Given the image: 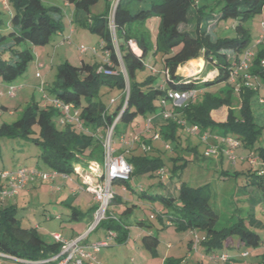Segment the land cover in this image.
Masks as SVG:
<instances>
[{
  "label": "trees",
  "instance_id": "1",
  "mask_svg": "<svg viewBox=\"0 0 264 264\" xmlns=\"http://www.w3.org/2000/svg\"><path fill=\"white\" fill-rule=\"evenodd\" d=\"M4 1L10 20L8 29L0 32V85L11 84L21 77L31 63L37 71L43 69L38 53L35 52L37 48L48 45L53 38H60L63 44L70 41L62 35L63 11L60 8L46 6L41 0ZM61 1L71 5L74 10L75 19L70 24L76 22L98 36L100 44L97 54L107 61L104 68H109L114 74L105 76L99 73V64L94 61H82L78 67L67 62L56 66L52 84L47 88L45 82L40 85L45 92L41 104L31 101L22 109L18 120L0 123V156L1 140L33 144L39 149L35 166L0 168V174L6 171L14 174L18 170L27 169L55 173L64 181L77 176V167L96 164L102 168L103 143L107 131L115 123L111 133V148L117 156H124L132 172L126 182L118 178L110 182V196L105 205L107 217L93 232L101 227L106 232L105 237L112 234L113 242L125 244L129 238V219L136 208L149 203L158 205L157 208L151 206L154 208L152 219L157 223L155 230L170 228L174 232L191 234L198 243L195 251L199 256L207 259L217 257L220 264H228L229 261L235 264H264V239L256 232L258 229L264 231V219L237 217L228 226L216 227L219 217L209 204L207 184L192 187L185 182H176L173 186L169 185L167 179L183 171L189 161L181 157L165 160L162 149L152 145V134L144 132L145 120L159 113L167 91L194 89L202 92L200 101L189 102L179 109L172 108L175 118L168 121L166 131L158 129L155 124L150 128V132L159 133V141L165 145V150L176 151L179 142L173 144L174 134L181 130L178 124L181 121L185 123L182 129L197 126L199 131L196 134L199 136L205 132L208 137L221 136L238 140V148L253 151L250 157L259 158L264 164V147L254 148L261 129L254 122L250 108V100L259 94L260 89L264 91V68L260 66V61L264 60V44L256 50L252 60L255 67L250 71L251 75L257 77L259 88H241L238 91L236 110L231 108L232 91L227 88L233 86L229 78L235 71L240 55L250 48L249 34L244 23L261 12L264 0H116L112 8L111 3L104 0L103 10L92 16V23L89 24V9L99 0ZM151 17L159 19V28L153 41L149 32L142 28L145 20ZM109 21L114 26V39L108 28ZM131 42L136 44L139 54L137 49H134L137 53L131 50ZM156 54H159L161 64L159 72L153 65L146 63L148 56ZM190 60H197L195 62L199 66L203 61L204 68L200 74L196 77L176 74L177 69ZM38 64L42 68L38 69ZM193 65L189 63L183 72L186 75L195 73L192 71ZM207 73L214 76L206 78ZM40 77L39 73L35 75V78ZM213 87L217 88L216 93L207 91ZM224 88H227L226 93L217 96L218 91ZM112 92L118 93V96L105 99ZM56 103L69 108L70 117L75 116L76 120L64 122V115L55 107ZM2 108L3 111L8 110L6 106ZM219 109H225L226 116L224 121L216 123L212 113ZM137 117L142 120L135 121ZM118 124L128 129L115 142L113 136ZM34 126L38 127L37 138H33ZM168 129L171 134L167 132ZM134 135L141 137V144L132 147L125 145L130 143ZM101 173L97 182L104 179ZM263 175L234 172L232 177L238 179L246 176L245 180L251 181L256 192H263L264 195ZM142 176L157 179L153 188L165 187L166 193L160 194L155 190L149 193L141 184L130 183L131 179ZM41 183L44 185L49 182ZM63 185L62 182L55 187ZM115 186H120L123 196L114 190ZM78 193H81L80 190ZM260 204L254 203L252 207L257 208ZM97 208V205L92 206L84 213L72 208L68 221L91 223ZM261 212L264 216V211ZM233 219L231 216L227 222ZM135 224L143 232H138L142 248L155 256L159 241L151 231L153 225H146L142 221ZM88 237L89 234L83 241L87 242ZM74 238L70 236L64 239ZM62 246L53 238L51 241L42 239L37 227H22L17 217L16 203L0 208V260L7 264H34L59 254ZM241 253L248 254L242 257ZM198 262L201 263V260ZM163 264L178 263L176 259L166 257Z\"/></svg>",
  "mask_w": 264,
  "mask_h": 264
},
{
  "label": "rangeland",
  "instance_id": "2",
  "mask_svg": "<svg viewBox=\"0 0 264 264\" xmlns=\"http://www.w3.org/2000/svg\"><path fill=\"white\" fill-rule=\"evenodd\" d=\"M41 2L46 6H54L63 11L61 20L62 35L64 38H69L70 41L63 44L60 38H57L56 40L53 38L54 40L48 45L37 48L35 52L38 53L39 61L44 66L43 69L37 71L34 64L31 63L26 67L27 69L21 77L17 78L11 84L7 83V85H0V107L6 106L9 110V112L3 110L0 111V123H13L18 120L22 113V109L26 108L31 101H34L39 105L41 104L43 100L42 95L45 92L41 90L40 85L42 82H45V88H47L52 84V80L56 73V66L67 62L74 67H78L82 61L87 63L94 61V63L99 64L98 71L106 69L103 65L107 64V61L98 54H92L91 52L81 54L78 52V49L83 46L88 48L95 47L98 50L100 40L97 35L90 33L88 30L79 26L76 22L70 24V21L75 19L73 16V8L72 10L67 9L61 0H41ZM115 2L116 0H111V8ZM103 8L104 0H99L93 7H91V9H89L91 15L88 16V24L92 23L90 18L101 12ZM70 12H72V15ZM0 19L2 20L0 26L1 32L8 29L7 26L10 20V14L6 10L4 0H0ZM158 20L159 19L156 17L148 18L142 26L144 30L149 32L152 41L159 28ZM262 23L264 24V5L260 13L244 23V28L249 34V47L254 46L259 36L262 34ZM108 28L114 39V29L111 27V21H109ZM58 42L59 44L57 45ZM131 44L135 43L132 42ZM133 47L138 50L136 44ZM258 47L259 46L254 47L253 54H255ZM32 52L34 53V51ZM135 53L137 52L135 51ZM195 61L197 60H190L181 65L177 69L176 74L184 77L198 76L204 68V63L201 61V66H197L199 64H196ZM191 62L194 63L195 73L186 75L185 72H183V68H187V65ZM146 63H148L149 66L153 65L157 72L161 69L159 54L148 56ZM254 67V61H252L247 71L250 75V71ZM121 70L124 78H126L122 65ZM37 73L40 74V78H35ZM213 76L212 73H207L206 78H212ZM10 87H15L13 88L11 95L8 94ZM227 88L232 91L231 98L233 103L231 108L236 110V102L239 100L238 92L234 90V85ZM227 88L218 91L216 95L220 96L221 94L223 96L226 93ZM207 91L214 94L216 93L217 88L213 87ZM117 96L118 93L112 92L109 93L105 99L110 97L116 98ZM201 97L202 92L196 91L195 97L189 102L196 103L200 101ZM262 98L264 99V91L263 89H260L259 94L250 100V108L254 122L261 129V134L258 136L254 145L255 149L264 147V104L259 102L260 100H263ZM187 104L189 103H186L185 105ZM166 108L168 111H171L172 105L167 103ZM225 116L226 110L219 109L213 112L212 119L218 123L224 121ZM141 120L140 117L135 118V121L140 122ZM168 121H164V125L162 126L157 124V128H162L163 131H166ZM180 122L181 121H178L181 130L175 132V141L172 140L174 145L177 141L179 142L176 145V151L171 149L165 150V145L159 140H153L152 144L154 147L160 150L162 149L165 160L171 157H181L183 160L189 161L183 171H178L170 176V179H167L169 180L168 183L170 182L169 185L173 186L176 182H185L192 187L207 184L209 188V204L219 217L216 226L218 228L234 223L238 219L237 217L248 219L254 216L260 220L264 219V216H262L263 212H261L264 211L262 210V208L264 209L263 192H256L254 185L250 184L251 181L245 180L247 178L246 176L238 177V179L232 177L234 172H243L244 174L252 172L259 175L264 174V164L261 163V159L250 157L252 156L253 151L244 148L232 150L230 152V158H228L225 153L228 146L223 142L224 137L210 136L203 141L198 134H190L187 131L188 126L185 129H182L183 126ZM126 129H128L126 126L118 124L114 132L113 140L116 142L119 135L125 132ZM33 131L35 132L33 138H37L38 127L34 126ZM167 132L169 134L172 133L169 129ZM108 133L107 138H109L110 135ZM228 136L231 135L228 134ZM137 144H141V137H138L137 140L133 142L134 146ZM133 145L128 147H132ZM215 147L222 149V153L220 154L221 151H219V155L204 158L205 150L207 148ZM38 150L37 146L33 144H18L17 141L1 140L0 168H16L23 166L33 167L37 161ZM109 153L111 159H108L109 156H106L107 159L105 160L106 165L104 168H100L96 164H90L85 168H76L75 171L78 173L77 176H71L70 179L64 181L59 177H55L53 182L45 183L44 185L39 180H29L23 191L19 190L18 194L10 192L7 195H3V190L10 188V186L8 182L1 181L0 208H6L13 202L16 203L17 217L20 220L21 226L37 227L39 236L45 241H51L53 234H59L63 238H68L70 236L78 237L87 234L90 223L83 221L80 223L69 222V214L71 213L72 208L84 213L92 206H98L97 200L90 192H86L85 187L92 183L93 179L100 177L102 174L101 171L104 174L105 168L106 171H108L107 177L110 175L109 168L111 167V161L113 160L111 156L112 150L110 149L104 154L108 155ZM113 155L114 157H117L116 154ZM222 170L223 174L221 173ZM156 181L157 179H150L142 176L131 179L130 183L132 185L137 183L141 184L144 188L149 190V193L154 192V190L160 194L166 193L165 187L161 186L153 188ZM62 182L64 184L62 187H55ZM147 186H150V188ZM244 188H250L249 190H252V193L247 189L244 190ZM79 190L81 193H78ZM114 190L123 196L124 193L120 192V186H115ZM63 202H65V204ZM254 203L261 204L255 208L252 207ZM70 206L72 208H70ZM151 206L154 207L155 205L147 203V206H140L135 209L133 216L128 221L129 238L126 243L118 244L112 241L110 247L102 248L97 256L98 264H163L166 257L176 259L178 264H220L216 259H207L196 253L195 250L198 243L195 242L196 239L193 238L191 234L174 232L173 229L170 228L156 231V220H151L149 218L150 215H154V208ZM155 207L157 208L158 205ZM231 216H233L234 219L227 222ZM106 217L107 212L105 211L104 218ZM138 221H142L146 225H153L152 227H154L151 231L157 236L159 241L157 254H155V256H152L150 252L142 248L141 236H138V232H143L139 230L135 224ZM246 224L248 227V223ZM256 232L261 239H264L263 230L258 229ZM105 233L106 232L103 228L99 227L97 231L88 233L89 237L86 241L96 242L99 239L104 240ZM198 260H201V263H199ZM5 263L6 261L0 260V264ZM228 264L235 263L229 261Z\"/></svg>",
  "mask_w": 264,
  "mask_h": 264
},
{
  "label": "built area",
  "instance_id": "3",
  "mask_svg": "<svg viewBox=\"0 0 264 264\" xmlns=\"http://www.w3.org/2000/svg\"><path fill=\"white\" fill-rule=\"evenodd\" d=\"M5 5V1H4ZM263 27L262 34L259 36L258 40L256 41L255 45L246 49L239 57L238 63L235 67V71L231 73L229 82L235 86L234 90L239 91L241 88H247L252 90H257L259 88V82L257 80V77L255 75L247 74L248 68L250 67V64L253 60L254 54L253 50L256 46H261L264 44V24H261ZM111 27L114 29V26L112 25L111 21ZM132 43V42H131ZM130 48L131 50L134 49L135 44H131ZM78 52L81 54H85L87 52H91L92 54H97L98 50L97 48L91 47H81L78 49ZM135 53V50H133ZM260 66L264 68V60L260 61ZM37 68H42L41 64L37 65ZM99 73H102L105 76H111L114 74L113 71H111L109 68L104 69L103 71H98ZM154 72V71H153ZM239 80V81H238ZM13 87H10L9 89V95L12 94ZM197 90H189L188 91H175V90H169L166 94V99L161 102L162 109L159 111L157 115H159L163 121L171 120L174 117V111H168L166 109V104L170 103L172 105L173 110L179 109L183 107L186 103H189L190 100H192L195 97V93ZM261 104L263 103V100L259 101ZM113 103V100H111V104ZM55 107L62 111L64 117V122H70L76 120L75 116L70 117V110L67 107H63L60 103H56ZM152 116L145 120L144 123V132H149V134H152V140H159V133L158 132H150V128L153 125V120L157 116ZM182 126H185L184 122H180ZM115 126V123L111 126V128L107 131L109 135V138H107V134L103 143V151L104 153L112 150L111 156L113 160L111 161V167L110 175H108V171L104 173V179L102 182H97L96 179H93L92 183L87 185L85 187L86 192H90L94 198L97 200L98 208L93 216L92 222L88 226V233L93 232L98 224L102 221L104 218L105 213V205L107 204V200L110 196V189L109 185L112 179L118 178L122 181L126 182L128 181L131 172L132 167L126 162L123 155H119L117 157H114V149L111 148V140H112V132L113 128ZM187 131L190 134H196L199 131V128L197 126H191L190 128H187ZM217 137V136H216ZM138 136H131L130 143H126L125 145L130 146L133 145V142L137 140ZM201 140L205 141L208 138L207 133H202L200 136ZM223 142L227 144L228 148L226 149L225 153L227 154L228 158H230V152L234 149H237L240 146V142L233 138H223ZM144 148V147H143ZM168 148V147H166ZM146 150H148L146 148ZM222 153V149L218 148H207L205 150L204 156L211 157L216 156ZM106 156L111 159L110 153L108 155L104 154V163L102 168L106 165L105 160L107 159ZM78 168V167H77ZM76 170V168H75ZM75 173H77L75 171ZM160 174H163L162 171L159 172ZM78 174V173H77ZM57 175L55 173H42L37 172L35 170H27L22 169L18 170L16 173H10L8 171L3 172L0 174V180L4 182H8L10 188H7L6 190H3L2 194L7 195L10 192L18 194L19 190L22 191L27 184L29 180H39L40 182H51L55 179ZM64 178V177H63ZM12 195V194H10ZM152 219V216L150 217ZM87 233V234H88ZM78 236L72 240H66L59 234H53L52 238L55 242H58L62 244L61 252L47 260L36 262L34 264H46V263H54V264H98V253L102 248H107L110 244V242L113 239V235L109 234L108 237H105L104 240H99L96 242H84L83 238L87 235ZM248 253H241L242 257H246ZM218 259L217 257L212 256V259L214 260ZM223 259V258H222Z\"/></svg>",
  "mask_w": 264,
  "mask_h": 264
},
{
  "label": "crops",
  "instance_id": "4",
  "mask_svg": "<svg viewBox=\"0 0 264 264\" xmlns=\"http://www.w3.org/2000/svg\"><path fill=\"white\" fill-rule=\"evenodd\" d=\"M108 2H110L111 3V0H107ZM64 6L67 8V9H71L72 10V6L71 5H67V4H65L64 3ZM70 14L72 15V12H70ZM197 66H199V65H197ZM200 71H201V68H200ZM0 109H1V107H0ZM167 109V108H166ZM1 110H4L3 108L1 109ZM6 112H9V110H7ZM10 114V113H9ZM212 117H213V113H212ZM153 124H155V125H157V124H159V125H164V121H163V119L159 116V115H157L155 118H154V120H153ZM223 172V170L221 171V173ZM223 174V173H222ZM29 191V190H28ZM167 246H169V245H167ZM6 264V263H5Z\"/></svg>",
  "mask_w": 264,
  "mask_h": 264
},
{
  "label": "bare ground",
  "instance_id": "5",
  "mask_svg": "<svg viewBox=\"0 0 264 264\" xmlns=\"http://www.w3.org/2000/svg\"><path fill=\"white\" fill-rule=\"evenodd\" d=\"M192 71H194V65L192 66ZM190 74H192V73H190Z\"/></svg>",
  "mask_w": 264,
  "mask_h": 264
}]
</instances>
